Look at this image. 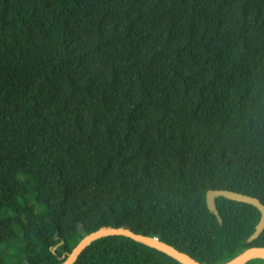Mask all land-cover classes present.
Listing matches in <instances>:
<instances>
[{
  "label": "trees",
  "instance_id": "1",
  "mask_svg": "<svg viewBox=\"0 0 264 264\" xmlns=\"http://www.w3.org/2000/svg\"><path fill=\"white\" fill-rule=\"evenodd\" d=\"M209 189L264 204V0H0V264L110 226L201 264L264 246ZM73 264L182 263L107 235Z\"/></svg>",
  "mask_w": 264,
  "mask_h": 264
},
{
  "label": "water",
  "instance_id": "2",
  "mask_svg": "<svg viewBox=\"0 0 264 264\" xmlns=\"http://www.w3.org/2000/svg\"><path fill=\"white\" fill-rule=\"evenodd\" d=\"M218 196L225 197L234 201L244 202L255 206L259 212V220L255 225L254 231L247 237V242H250L257 238L259 233L264 228V204L254 196H250L244 193H240L228 189H209L205 194V202L207 207L214 212L215 215H218V210L215 204V198ZM107 235H123L130 237L131 239L140 242L142 244L153 247L159 251L164 252L165 254L171 256L182 264H201L191 256L183 253L173 247L172 245L165 243L156 237H151L136 233L130 228L127 227H102L91 231L84 235L78 243L72 248L70 252L67 253L66 257L61 264H73L79 253L94 239H97L102 236ZM252 258H264V246H252L245 249L233 260L226 264H245L248 260Z\"/></svg>",
  "mask_w": 264,
  "mask_h": 264
}]
</instances>
